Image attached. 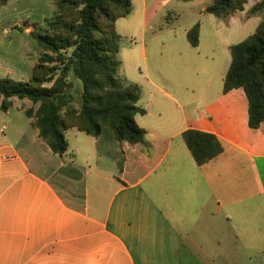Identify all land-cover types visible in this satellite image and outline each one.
<instances>
[{
	"label": "crops",
	"instance_id": "crops-1",
	"mask_svg": "<svg viewBox=\"0 0 264 264\" xmlns=\"http://www.w3.org/2000/svg\"><path fill=\"white\" fill-rule=\"evenodd\" d=\"M23 42L32 75L41 48ZM165 58L141 72L138 144L72 128L61 156L26 115L32 101L4 111L0 97V264H264V124L249 126L242 88L212 87L194 59L177 76ZM189 129L223 152L198 165Z\"/></svg>",
	"mask_w": 264,
	"mask_h": 264
},
{
	"label": "trees",
	"instance_id": "trees-1",
	"mask_svg": "<svg viewBox=\"0 0 264 264\" xmlns=\"http://www.w3.org/2000/svg\"><path fill=\"white\" fill-rule=\"evenodd\" d=\"M9 1L0 0V7ZM248 1L213 0L206 12L229 17L243 11ZM263 8L264 0L252 11ZM133 10V0H57V12L45 32L31 33L42 49L31 78L0 79L1 109L8 110L14 97L32 101L36 107L27 109L26 115L61 156L69 150L66 132L72 128L94 137L108 129L119 141L144 142L146 130L136 119L147 113L139 105L141 87L119 78L123 37L116 23ZM200 31L198 23L188 32L195 48ZM230 51L223 92L242 88L249 104V126L260 128L264 124V17L255 32ZM183 139L198 165L209 163L224 150L221 140L210 132L189 129Z\"/></svg>",
	"mask_w": 264,
	"mask_h": 264
},
{
	"label": "rangeland",
	"instance_id": "rangeland-1",
	"mask_svg": "<svg viewBox=\"0 0 264 264\" xmlns=\"http://www.w3.org/2000/svg\"><path fill=\"white\" fill-rule=\"evenodd\" d=\"M260 1L249 0L243 11L229 17H217L206 12L213 0H146L148 26L143 30L144 4L143 0H136L133 12L117 23L123 37L119 78L125 81L127 76L134 75L141 87V79L145 77L141 72H145L147 66L152 68V55H156L166 57L167 71L177 76L178 71L187 72L184 66L188 67L194 59L206 70L200 76L212 87L222 88L232 59L230 47L253 34L263 20L264 8L252 11ZM56 12L57 0H18L14 5L0 7V79L28 81L31 78V72L25 67L28 62L23 41L40 48L31 33H44ZM198 23L201 26L200 44L195 48L188 39V32ZM144 45L148 60L144 58ZM29 52L39 59L42 49ZM180 60L185 63H178ZM165 84L169 85L168 82ZM77 87L80 89L78 82ZM17 101L22 103L19 98ZM26 101L31 103L29 99ZM139 105L141 107V101ZM138 119L141 123V115Z\"/></svg>",
	"mask_w": 264,
	"mask_h": 264
}]
</instances>
